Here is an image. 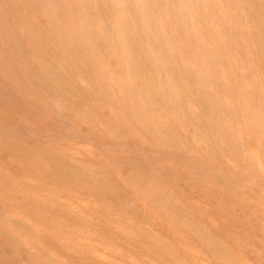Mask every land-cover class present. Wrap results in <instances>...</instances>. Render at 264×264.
Instances as JSON below:
<instances>
[{"label":"rangeland","instance_id":"rangeland-1","mask_svg":"<svg viewBox=\"0 0 264 264\" xmlns=\"http://www.w3.org/2000/svg\"><path fill=\"white\" fill-rule=\"evenodd\" d=\"M0 264H264V0H0Z\"/></svg>","mask_w":264,"mask_h":264}]
</instances>
